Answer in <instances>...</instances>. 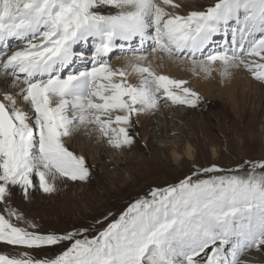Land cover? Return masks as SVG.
<instances>
[{
    "label": "snow or ice",
    "instance_id": "obj_1",
    "mask_svg": "<svg viewBox=\"0 0 264 264\" xmlns=\"http://www.w3.org/2000/svg\"><path fill=\"white\" fill-rule=\"evenodd\" d=\"M117 53L128 67L112 66ZM165 60L198 78L243 70L264 84V0L203 9L189 0H0V264H260L252 253L264 256V160L224 175L194 164L106 226L111 213L47 230L15 203L32 200L34 176L49 195L57 181L90 179L86 158L66 146L74 132L125 150L133 118L198 107L189 81L157 71Z\"/></svg>",
    "mask_w": 264,
    "mask_h": 264
},
{
    "label": "rangeland",
    "instance_id": "obj_2",
    "mask_svg": "<svg viewBox=\"0 0 264 264\" xmlns=\"http://www.w3.org/2000/svg\"><path fill=\"white\" fill-rule=\"evenodd\" d=\"M189 3L192 8L203 9L214 0H189ZM222 38V35H218L215 40L219 43ZM90 50V44L84 48L86 52ZM118 62H121L119 66ZM110 63L113 67L125 68L128 67V57L117 53L110 58ZM84 66L77 62L75 68ZM175 70L172 69L175 74L170 75V71H163L162 66L157 68L158 72L189 81L188 86L197 90L203 99L196 108L162 106L174 108L179 115L183 113V117L178 119L167 117L165 124L171 125L170 121H174V131H155L164 123L155 114L150 124L142 119L144 116L140 117V124L133 118L135 142L125 150H114L102 139L101 142L91 137L77 139V135L76 139L65 138L70 151L86 158L91 170L90 179L87 182L57 181L58 191L49 195L38 190V178L34 176L37 189L33 190L31 201L17 196L15 203L19 209L47 230L61 231L85 224L92 226L97 218L103 219L111 213L104 223L106 226L136 199L147 196L151 189L174 184L190 174L194 164L202 167L215 164L222 169L219 174L224 175L245 160H264V90L261 95H252L249 101L238 100V105L233 107L226 98L230 89L229 86L225 88L227 79L221 82L216 73L210 78H198L182 64ZM238 71L252 84L264 89V84L253 80L248 72ZM133 79L132 83H136L137 80ZM197 80L200 84H208L212 80L209 83L211 87L202 85L204 92L211 90L210 94H203L201 87H195ZM218 87L225 93L222 97L217 94ZM147 134L149 136L146 138ZM187 143L193 150V159L185 157ZM172 148L177 149L183 161H174ZM213 149L215 155L212 154ZM244 174L243 170L239 173ZM0 250L6 249L0 245ZM252 255L260 264H264V256L257 253Z\"/></svg>",
    "mask_w": 264,
    "mask_h": 264
},
{
    "label": "bare ground",
    "instance_id": "obj_3",
    "mask_svg": "<svg viewBox=\"0 0 264 264\" xmlns=\"http://www.w3.org/2000/svg\"><path fill=\"white\" fill-rule=\"evenodd\" d=\"M191 1V0H190ZM215 39V38H214ZM127 58V57H126ZM122 61V60H121ZM124 62V61H123ZM119 63V62H118ZM121 63V62H120ZM120 63L117 65L119 66ZM123 65V64H122ZM126 65V64H125ZM180 63L178 62L176 64L173 63V62H170V61H167L165 60L164 63L162 64V69L163 71H170L169 74L170 75H174L175 73L172 71V69L175 70V68L177 66H179ZM116 66V64H115ZM160 68V67H159ZM176 71V70H175ZM160 72V71H159ZM240 71L238 70H234L233 71V75L230 79H227V82H228V85L225 86V88H227L228 86L230 87L229 90H227V93H226V98L227 100H229L230 104H232L233 107L237 106L238 105V100H240L241 102H246V101H249L250 100V97L252 95H261L262 92H263V87H261L260 85H256V84H252L250 79L247 78L246 76H244L242 73H239ZM174 73V74H173ZM217 74V73H216ZM246 77V78H245ZM135 78L137 80V78L135 77V75H132L129 77V80L132 82V79ZM219 78V77H218ZM251 78V77H250ZM134 80V79H133ZM212 81V80H211ZM210 81V82H211ZM215 81V80H214ZM209 82V83H210ZM137 83V82H136ZM200 84L199 83V80L196 81L195 83V87H201V92H203V94H210L211 90H207V91H203V88H202V85L203 86H207V87H211L210 84ZM194 86V85H193ZM235 88V89H234ZM196 89V88H195ZM197 91V90H196ZM213 91V89H212ZM198 92V91H197ZM200 92V93H201ZM226 92V91H225ZM202 94V95H203ZM215 94V93H214ZM218 96L222 97L223 95H225V93H222L220 87H218V92H217ZM159 117L160 120H162L164 123L162 126H160V129H157L155 131H160L162 133L164 132H170V130H173L176 125L174 123V121H170L171 125H166L165 122L167 121V117L168 116H171L173 119H178V118H181L183 117V113L182 115H179V112H176V110H174V108L170 107V108H163L161 107L160 110L156 113ZM155 116H152V115H146L144 116L142 119L144 120H147L149 121L148 123H152L151 120L154 118ZM144 120V121H145ZM140 124V122H139ZM174 131V130H173ZM83 133V134H82ZM168 134V133H167ZM76 135H77V139L78 138H96V140L100 141L101 142V138L98 136L97 133H91V134H86L84 132V130H80V131H77V132H74L73 135L71 137H68L67 139H76ZM92 135V136H91ZM94 136V137H93ZM149 135L147 134V136L145 135V137L147 138ZM93 141V140H92ZM103 142H105L103 139H102ZM102 142V143H103ZM99 143V142H98ZM106 143V142H105ZM101 144V143H100ZM104 144V143H103ZM107 144V143H106ZM105 147V145H104ZM101 149V148H100ZM109 151V150H107ZM98 153V152H97ZM212 154H216V151L213 149L212 150ZM171 155L174 159L175 162H181L183 161V158L181 157V155L178 153L177 149L176 148H172L171 149ZM96 157V156H95ZM98 157V156H97ZM185 157L187 159H193V150L191 149V147H189L188 143L186 145V148H185Z\"/></svg>",
    "mask_w": 264,
    "mask_h": 264
}]
</instances>
